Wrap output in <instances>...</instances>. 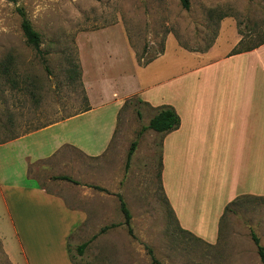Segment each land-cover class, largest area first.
Masks as SVG:
<instances>
[{"label":"rangeland","instance_id":"1","mask_svg":"<svg viewBox=\"0 0 264 264\" xmlns=\"http://www.w3.org/2000/svg\"><path fill=\"white\" fill-rule=\"evenodd\" d=\"M17 6L25 10L40 32L41 52L27 43ZM100 29L103 30L96 32ZM122 29L137 59L146 61L166 47V59H158L153 69L157 71L161 66L169 72L174 61L194 62L195 58L187 50H209L221 29L227 35L219 41L216 53L228 50L234 36L240 41L233 49L263 40L264 0H190L188 9L180 0H0V140L59 121L84 108L87 97L79 79L77 36L95 31L88 37L96 42L99 36L101 39L97 33L106 32L103 36L107 37L106 41L111 38V42L104 45L107 48L101 64L110 68L117 58L123 62L130 60V55L121 52L124 49ZM110 49L119 52L117 58ZM99 89L94 85L91 88L95 100ZM106 89L108 95L110 85ZM155 113L154 108L132 96L120 110L113 140L101 156L87 157L65 147L54 158L30 166L29 175L38 178L50 191L65 196L68 205L83 208L90 214L89 222L70 239L76 261L262 264L251 230L264 245V196L245 195L236 200L224 212L214 241L180 227L161 185L162 133L147 129L138 136L141 127ZM98 114L97 110L74 117L63 122L60 128L100 130L96 127L101 124ZM137 137L138 146L126 170V155ZM9 162L0 167V172L6 173L7 184L35 183L27 178L25 166L17 158ZM62 174L80 183L55 178ZM118 194L132 213V233L124 223ZM0 209V225L6 230L10 221L4 204H0ZM104 226L107 229L100 232ZM94 234H97L95 238ZM9 240L17 244L11 229L10 233L6 231V241ZM85 241L89 244L85 254L79 256L76 247ZM148 247L152 248L153 255ZM0 264H11L1 236Z\"/></svg>","mask_w":264,"mask_h":264},{"label":"crops","instance_id":"2","mask_svg":"<svg viewBox=\"0 0 264 264\" xmlns=\"http://www.w3.org/2000/svg\"><path fill=\"white\" fill-rule=\"evenodd\" d=\"M92 32L77 36L80 79L89 109L0 140V167L17 158L25 166L27 178L35 181L7 184L6 173L0 172V204H4L11 226L6 225L5 230L0 225V236L11 264H75L68 242L89 222L90 214L68 205L65 196L29 175V168L54 158L65 147L87 157L101 156L113 140L120 110L132 96L151 108L171 105L180 115L179 127L162 133L160 178L181 228L214 241L225 208L233 199L241 194L264 196V43L232 53L240 41L234 36L232 47L216 53L219 41L227 35L221 29L209 50L186 49L195 58L193 63L174 61L165 72L161 66L157 71L153 67L158 59H166V47L153 60L140 64L123 29L121 52L130 55V60L120 61L119 52L110 49L117 59L110 68L105 67L101 58L111 38L106 41V32H99L101 39L93 42L89 38ZM93 85L100 87L96 100ZM97 110L100 130L60 128L67 120ZM10 229L17 244L6 241Z\"/></svg>","mask_w":264,"mask_h":264},{"label":"trees","instance_id":"3","mask_svg":"<svg viewBox=\"0 0 264 264\" xmlns=\"http://www.w3.org/2000/svg\"><path fill=\"white\" fill-rule=\"evenodd\" d=\"M180 2L182 4V6L186 9H188L190 7V0H180ZM17 10H18L19 14L21 15V27H22V31H23V34L26 38L27 43L32 45L38 52H41L42 37H41L40 32L34 28L31 21L27 17L25 10L22 7L17 6ZM263 43H264V39L261 40L259 43L252 45V46H249V47L240 48V49H232V53H238V52H242L245 50H249V49L257 47ZM157 56L158 55H155L146 61H142L141 58L139 57L138 61L140 64H146L149 61L156 58ZM80 76H81V68L79 69V79H80ZM88 109H89L88 102H86L85 107L80 109V111H84V110H88ZM154 109L156 110V113L151 117V119L149 120V123L147 125H143L141 127V129L139 130L138 136L143 134L147 129H153V130L160 132V133H167V132L172 131V130L179 127L180 122H181V118L173 106L165 104V105L155 107ZM71 115H68V116H71ZM53 122H55V121H53ZM53 122H50V123H47L44 125L36 126L31 130L39 129V128L44 127L46 125H49ZM137 146H138V137L131 142L130 147L128 149V152L126 155V163H125L126 170H128V168L130 167L131 158H132V155L135 152ZM55 178L69 180V181H72L76 184L80 183L78 180L72 178L69 175H65V174L55 176ZM96 187L101 189V190H105V188H102L99 186H96ZM245 195L247 196L248 194L238 195L235 199H233L226 206L225 211L230 209L231 205L236 200L240 199L241 196H245ZM118 197H119V201H120V209H121V211L125 217L124 223L128 226L129 232L132 233V227L130 226L131 219H132V213H131L129 207L127 206V203L123 199L122 195L118 194ZM107 227L108 226H104L100 230V232L105 231L107 229ZM96 236H97V234H94L92 237L95 238ZM251 236H252L254 243L256 244L258 254L260 256V260H261L262 264H264V245L261 243L260 237L258 236V234L254 230H251ZM88 244H89V241H85V242L79 244L76 247L77 255H79V256L84 255ZM148 248H149V252L151 253V255H153L152 248H150V247H148ZM68 252H69L70 259L73 263H75V264H88L89 263V262L81 263V262L76 261V255L72 252V247H71L70 241L68 242ZM153 260L155 262H157L155 257L153 258Z\"/></svg>","mask_w":264,"mask_h":264}]
</instances>
